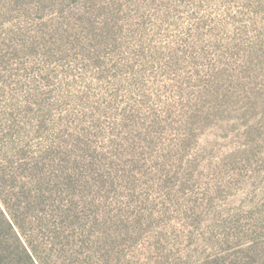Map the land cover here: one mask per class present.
Masks as SVG:
<instances>
[{
	"label": "rangeland",
	"instance_id": "374dc122",
	"mask_svg": "<svg viewBox=\"0 0 264 264\" xmlns=\"http://www.w3.org/2000/svg\"><path fill=\"white\" fill-rule=\"evenodd\" d=\"M122 1L126 11L116 9L117 17L109 16L115 25L124 14L116 29L98 18L93 38H87L71 11L58 19L62 27L50 20L25 21L30 45L57 38L65 48L43 44L51 54L22 57V65L11 73L22 78L16 88L26 90L28 101L54 106L58 123L51 133L63 136L64 145L89 139L110 156L105 162L117 192L103 197L117 203L116 211L124 215L133 204L131 194L140 199L141 209L152 211V227L127 246L137 264H203L225 249L221 244L228 225L223 221L231 215L247 227L264 226L262 217L252 215L264 206V0ZM72 7L83 15L88 9L85 4ZM238 43L254 48L247 61L255 59L257 71L247 73L245 87H237L238 94L221 99L217 107L214 98L206 97L182 111L179 83L187 76L191 48L198 54L205 50L211 56L208 64L227 54L225 63L233 58L245 68V56L235 55ZM152 95L159 97L158 104ZM138 108L155 109L167 124L150 137H136L134 150L123 153L114 141L132 139L122 126ZM122 160L129 162L127 167ZM124 170L131 173L125 177ZM94 198L74 201L85 203L89 213L96 209L86 203L99 209L105 203ZM59 199L72 201L63 195ZM90 222L85 228L100 237L99 225ZM121 236L125 243L131 237Z\"/></svg>",
	"mask_w": 264,
	"mask_h": 264
},
{
	"label": "trees",
	"instance_id": "16d2710c",
	"mask_svg": "<svg viewBox=\"0 0 264 264\" xmlns=\"http://www.w3.org/2000/svg\"><path fill=\"white\" fill-rule=\"evenodd\" d=\"M83 4L88 7L85 15L72 7ZM116 9L126 11L122 0H0V264H137L135 257L128 255L127 246L134 244V237L136 241L139 239V233L152 227V211L141 209L142 202L135 194L130 195L133 204L125 208L124 215L116 211L117 203L103 197H109L110 190L117 192L114 176L105 162L110 156L100 152V147L96 148L89 139L79 138L78 143L69 141L64 145L63 136L51 133V127L58 123L53 117L54 106L44 100L36 104L28 101L26 90L20 92L16 88L21 82L18 79L22 78L11 73L14 66L22 65V57L32 59L43 51L51 54L50 47L43 44L53 43L62 52L65 48L63 39L49 40L53 34L46 38L49 41L30 45L33 38L27 35L25 21L32 18L36 24L50 20L62 27L58 19H65L63 13L71 11L80 20L83 33L89 35L87 38H93L98 18L104 19L107 27L116 29L124 15L112 24L109 16L116 18ZM237 46L232 48L237 49L236 56H245V68L233 58L225 63L227 54L208 64L211 56L205 50L198 54L195 47L191 48L194 54L187 76L179 83L182 111L202 104L206 97L214 98L217 107L221 99L236 96L237 87H245L244 82L250 78L247 73L257 71L255 59L247 61L254 48L246 49L243 43ZM153 97L157 103L159 97ZM163 106L166 108L167 104ZM156 113L155 109L138 108L127 116L122 128L126 129L125 133L129 131L132 139L116 140L115 145L118 143L123 153H131L136 137H150L157 129L162 130L167 122L160 120ZM253 120L255 117L250 121ZM37 127L43 129L36 135L32 131ZM82 144L88 148L87 152ZM88 152L95 156H87ZM122 163L124 167L129 164L123 160ZM129 173L124 170L122 175L126 177ZM62 195L72 201L60 200ZM79 197L86 201L104 198L105 203L102 209L95 203H86L96 209L87 213L82 206L85 203L74 201ZM135 211L141 212L133 216ZM252 215L254 220L262 217L264 225V206ZM89 219L91 225H99L100 237L85 228ZM241 221L232 215L223 221L228 230L226 243L221 246L226 244V247L220 254L206 258L203 264H264V226L247 227ZM124 233L131 236L126 243L121 238ZM169 243L172 244L171 238Z\"/></svg>",
	"mask_w": 264,
	"mask_h": 264
}]
</instances>
